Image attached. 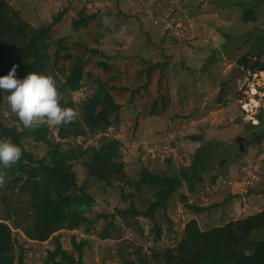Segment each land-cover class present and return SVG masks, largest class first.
<instances>
[{
	"label": "rangeland",
	"instance_id": "obj_1",
	"mask_svg": "<svg viewBox=\"0 0 264 264\" xmlns=\"http://www.w3.org/2000/svg\"><path fill=\"white\" fill-rule=\"evenodd\" d=\"M5 1L31 27L46 25L66 5H70L66 21L82 4L89 11L99 10L112 31L95 44L97 52L91 57L92 61L167 62L169 104L163 116L141 120L136 132L126 129L122 120L118 126H109L105 133L98 131L85 137L68 138L63 142L64 149L69 146L75 149L76 143H83L84 148L98 144L103 135L117 138L121 142L117 159L122 161L128 180H137L143 167L160 174L177 175L191 167L197 154L207 158L195 189L190 191L187 182L181 181L166 207L154 211L155 220L140 215L124 219L115 213L116 209L131 204L140 210L146 209L156 198L154 189L145 187L138 193L125 179L102 185L86 176L81 160L74 161L78 186L94 198L93 205L84 213L91 221L90 232L85 233L83 227L61 228L43 241L29 239L24 233L23 227L32 226L33 217L27 204L28 195L19 190L20 183L9 190L1 189L3 184L0 185V221L8 223L14 237L13 264H17L20 253L24 264H40L48 250L54 249L56 235L62 247L75 256L70 237L73 235L77 242L86 239L82 264L135 261L137 252L149 264H155L152 249L174 246L190 219H195L200 229L206 230L264 208V199L248 194L249 188L262 186L253 182L258 171L264 169V159L261 160L264 140L249 145L243 155L230 153L225 158L217 149L233 145L232 139L242 133L244 123L246 129L259 131L258 123L253 122L264 103V97L260 99V92L264 91V71L250 73L238 65L237 59L245 53L255 59L256 51L264 50V0ZM248 8L254 11L255 21L242 20V13ZM83 83V87L72 94L77 118H80L81 99L95 87L87 78ZM5 97L3 92L0 118L5 124L19 128L20 123ZM244 101L248 103L245 110ZM51 127L57 139L56 126ZM23 144L37 157L45 155V143L28 139ZM233 158H237L236 162ZM4 176L19 181L18 174L4 172ZM187 204L199 209H191ZM100 214L108 217L97 218ZM107 221H111L114 228L102 239L99 232ZM155 223L162 228L157 241L154 240ZM261 235L264 233L252 237L261 238Z\"/></svg>",
	"mask_w": 264,
	"mask_h": 264
},
{
	"label": "trees",
	"instance_id": "obj_2",
	"mask_svg": "<svg viewBox=\"0 0 264 264\" xmlns=\"http://www.w3.org/2000/svg\"><path fill=\"white\" fill-rule=\"evenodd\" d=\"M69 10L70 5H66L46 25L31 27L21 20L17 10L8 6L7 1L0 0V75L6 74L13 63L17 65L15 75L18 78L30 71L51 75L59 93L58 102L73 111L72 94L83 87V81L87 78L95 86L79 103L80 118L75 115L73 121L56 127L57 139L52 135V127L42 121L36 122L31 129H24L21 124L19 128L7 125L0 118V138L21 148L20 159L3 170L6 175L18 174L19 181L6 177L1 189L9 190L20 183L19 190L28 195L27 204L33 217L32 226L23 227L24 233L37 241L47 239L61 228L83 227L85 233L90 232L88 224L91 221L84 213L93 205L94 198L78 186L74 161L81 160L86 176L102 185L125 179L123 163L117 159V149L121 146L119 139L103 135L98 144L84 148L83 143H76L75 149L67 147H71L70 150L63 148V142L98 131L105 133L109 126H118L122 120L126 129L136 132L141 120L163 116L169 104L167 62L143 59L129 63L92 61L91 57L97 52L95 44L107 37L112 29L99 10L89 11L82 4L66 21ZM242 20L255 21L254 11L246 9ZM263 54L261 48L256 51L255 59L245 53L237 63L250 73L264 71V59L260 60ZM2 93L0 91V102ZM256 117L260 118L261 112ZM28 139L45 143V155L37 157L27 150L23 142ZM206 160L205 156L197 154L191 167L177 175L160 174L143 167L137 180L127 178L125 182L138 193L145 187L154 189L155 200L144 210L131 204L116 209L115 213L124 219L140 215L155 220L154 211L166 207L181 181L187 182L190 191L195 189ZM187 206L199 209L193 204ZM96 217L106 219L108 215ZM111 228H114L113 224L107 221L99 232L100 238L108 237ZM161 230L155 223V241L160 238ZM256 233H264V209L206 230L200 229L195 219H190L177 243L172 247L152 249V258L155 264H264V236L252 237ZM59 238V235L53 237L55 247L48 250L40 264H82L86 239L77 242L73 235L70 237L75 256L62 247ZM13 241L8 223L0 221V264H13ZM136 254L135 261L123 260L120 264H149L140 252ZM17 264H24L21 253Z\"/></svg>",
	"mask_w": 264,
	"mask_h": 264
},
{
	"label": "clouds",
	"instance_id": "obj_3",
	"mask_svg": "<svg viewBox=\"0 0 264 264\" xmlns=\"http://www.w3.org/2000/svg\"><path fill=\"white\" fill-rule=\"evenodd\" d=\"M13 63L7 73L0 75V91L6 93V102L24 129H31L36 122L59 127L73 121L72 108L61 106L59 93L51 75L30 71L22 78ZM253 94V93H252ZM21 157V148L8 139H0V185L5 182L4 169Z\"/></svg>",
	"mask_w": 264,
	"mask_h": 264
},
{
	"label": "flooded vegetation",
	"instance_id": "obj_4",
	"mask_svg": "<svg viewBox=\"0 0 264 264\" xmlns=\"http://www.w3.org/2000/svg\"><path fill=\"white\" fill-rule=\"evenodd\" d=\"M251 93H255L251 91ZM245 103V102H243ZM260 110L256 113V115L258 113L261 112V117L257 118L255 122H253L254 124H257L256 126H259V131H257L256 129H246L245 128V123L243 124V129H242V133L234 135L233 139H232V143L233 145H230L229 147H221V148H217L219 149L220 154H225V158L229 156L230 153H232L233 155H238V153H240V155H243L244 153H246V150L248 149V146L251 144H255V143H261L264 140V103H262L260 105ZM242 108L244 109L245 107L242 106ZM245 110V109H244ZM255 115V116H256ZM224 157V156H222ZM237 158H233L234 162H236ZM264 158H261V160ZM232 160V161H233ZM233 162V163H234ZM221 166V164L219 165ZM239 167V166H238ZM262 168V167H261ZM259 173L257 174V177H254V185H262L260 188L256 189V188H249L248 189V194L249 195H255V196H260L262 199H264V169L263 171H258ZM264 209V208H263Z\"/></svg>",
	"mask_w": 264,
	"mask_h": 264
},
{
	"label": "built area",
	"instance_id": "obj_5",
	"mask_svg": "<svg viewBox=\"0 0 264 264\" xmlns=\"http://www.w3.org/2000/svg\"><path fill=\"white\" fill-rule=\"evenodd\" d=\"M253 94H255V93H253ZM263 97H264V91L260 92V99H262ZM244 102L245 103H242V104H244L243 106H245L246 104H248L246 101H244Z\"/></svg>",
	"mask_w": 264,
	"mask_h": 264
}]
</instances>
